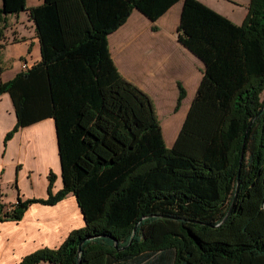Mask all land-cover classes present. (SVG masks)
<instances>
[{
	"label": "trees",
	"instance_id": "obj_1",
	"mask_svg": "<svg viewBox=\"0 0 264 264\" xmlns=\"http://www.w3.org/2000/svg\"><path fill=\"white\" fill-rule=\"evenodd\" d=\"M178 1V39L205 70L169 148L153 98L119 72L108 35L134 9L156 21ZM26 10L43 58L0 83L17 115L4 142L52 117L63 187L53 192L51 172L48 198L0 203V222L73 193L85 226L20 264H264V0L241 25L199 0H2L0 25Z\"/></svg>",
	"mask_w": 264,
	"mask_h": 264
},
{
	"label": "crops",
	"instance_id": "obj_2",
	"mask_svg": "<svg viewBox=\"0 0 264 264\" xmlns=\"http://www.w3.org/2000/svg\"><path fill=\"white\" fill-rule=\"evenodd\" d=\"M43 2L26 0L29 7ZM182 7L183 1H178L156 21L134 9L126 22L108 35L111 57L119 72L153 98L169 148L180 132L205 70L203 60L178 39ZM24 12L16 15V23L15 15H8L0 25L4 30L0 37L3 69L0 83L25 70L23 63L30 68L42 61L35 23L30 15L24 20ZM153 25L158 30H153ZM179 84L186 95L175 111ZM16 123L11 96L4 93L0 95V203L9 205L19 198L22 201L48 198L51 172L56 175L53 192L63 187L54 119L49 117L22 127L5 144V136ZM84 226V216L73 193L53 204L32 203L20 220L0 222V264H20L38 249L57 248L71 231Z\"/></svg>",
	"mask_w": 264,
	"mask_h": 264
},
{
	"label": "rangeland",
	"instance_id": "obj_3",
	"mask_svg": "<svg viewBox=\"0 0 264 264\" xmlns=\"http://www.w3.org/2000/svg\"><path fill=\"white\" fill-rule=\"evenodd\" d=\"M199 1H201L208 7L212 8L213 10L217 11L218 13L222 14L223 16L229 19L235 20L236 22H238L239 25H241L247 16L248 7H249L251 0H199ZM27 7L31 8L29 6ZM16 15L13 16L14 18L13 22L16 21V18H17ZM28 15H29V11L26 10L22 14V17L25 18L24 20L28 19ZM25 23H27V21H25ZM162 119H164V117ZM0 201H1V198H0ZM2 204L4 205V208H3L4 211L8 210V207H10V205L7 203H2ZM37 264H51V263L42 261Z\"/></svg>",
	"mask_w": 264,
	"mask_h": 264
},
{
	"label": "built area",
	"instance_id": "obj_4",
	"mask_svg": "<svg viewBox=\"0 0 264 264\" xmlns=\"http://www.w3.org/2000/svg\"><path fill=\"white\" fill-rule=\"evenodd\" d=\"M22 67H23V69H26L27 68V64L26 63H23L22 64Z\"/></svg>",
	"mask_w": 264,
	"mask_h": 264
},
{
	"label": "water",
	"instance_id": "obj_5",
	"mask_svg": "<svg viewBox=\"0 0 264 264\" xmlns=\"http://www.w3.org/2000/svg\"><path fill=\"white\" fill-rule=\"evenodd\" d=\"M238 187H239V184H238V186H237V189H238ZM80 249V248H79Z\"/></svg>",
	"mask_w": 264,
	"mask_h": 264
}]
</instances>
